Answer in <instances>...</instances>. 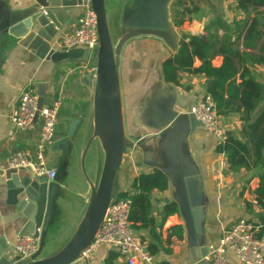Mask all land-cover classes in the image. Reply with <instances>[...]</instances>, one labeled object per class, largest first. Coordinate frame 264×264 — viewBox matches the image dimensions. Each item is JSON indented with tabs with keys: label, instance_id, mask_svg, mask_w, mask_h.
<instances>
[{
	"label": "crops",
	"instance_id": "0c3cea01",
	"mask_svg": "<svg viewBox=\"0 0 264 264\" xmlns=\"http://www.w3.org/2000/svg\"><path fill=\"white\" fill-rule=\"evenodd\" d=\"M32 1L3 0L1 4L14 13ZM159 1L104 0L112 43L115 44L125 31L124 24L154 25L143 22L146 19L157 23L154 19L158 17L156 4ZM195 1L198 6L194 7L193 0L195 9L180 20L176 18L175 0L164 1V17L168 18L166 22L175 36L174 48L158 37L141 35L124 42L118 55L123 132L129 142L123 149L117 169L118 184L120 191L135 194L137 190L131 187V183L140 174L158 170L166 177V189H154L150 193L149 221L142 225L136 223L132 228L142 250L159 264H187L190 248L194 254L193 247L209 249L210 245H216L223 230L239 219L260 225L259 215L264 218V210L255 201L254 191L259 181L257 169L229 170L226 154L215 149L228 133L242 139V109L228 108L227 112L218 114L223 131L221 137L210 134L202 125L191 126L190 107L206 94L207 79L203 74L183 70L179 72L178 83L174 84L165 81L162 74L163 62L176 52L179 41L197 35L201 27L207 35L216 33L218 40H236L237 49L246 51L251 58L245 63L239 62L240 70L247 67L264 85V64L254 62L258 56L264 55L259 51L261 40L244 48L243 32L238 31L244 22L247 27L254 15L252 8L242 11L236 7V0ZM83 5L66 4L53 9L55 23L49 31L50 40L20 44V40L8 36L1 39L0 252L12 250L13 253L23 223L10 190L26 177L32 181L43 179L26 169L5 166L14 150L34 148L40 126L39 119L26 131L18 132L11 126L8 116L21 89L30 87L36 91L39 105L60 100L58 130L45 149L44 160L47 166L57 171L61 197L54 202L52 223L46 236L40 238L39 248L32 257H50L64 247L85 213L91 189L81 168V157L87 143L84 169L89 148L94 144L96 150L93 178L86 175L92 183H96L99 177L104 152L99 139L94 136V94L83 79L91 72L88 68L91 61L85 63L72 58L80 54L82 47L66 51L56 45L58 38L75 26ZM141 9L146 11V19ZM257 10L264 11V6ZM211 21L215 23L209 25ZM66 52L70 55L67 56ZM201 61V58L193 57L192 66H199ZM221 62L222 55L215 53L212 65L218 67ZM236 80L240 81L238 77ZM232 103L237 104L236 101ZM9 170L15 172L14 181L6 176ZM73 187L75 189L71 191ZM68 193L79 198L77 213ZM169 205L173 210L165 213ZM207 255L205 259L209 261ZM225 257L231 264H241L230 249H226ZM71 264H126V261L114 249L99 246L88 259L75 260Z\"/></svg>",
	"mask_w": 264,
	"mask_h": 264
},
{
	"label": "water",
	"instance_id": "95a60500",
	"mask_svg": "<svg viewBox=\"0 0 264 264\" xmlns=\"http://www.w3.org/2000/svg\"><path fill=\"white\" fill-rule=\"evenodd\" d=\"M2 1L0 0V42L3 36L20 40V44H26V42L37 43L41 39L50 40L49 31L55 23L53 9L66 4L83 5L88 2L97 16L98 46L93 52L89 64L94 63L95 69L90 73L85 72L83 79L94 94V136L100 141L104 158L99 177L96 183H92L84 169L87 143L81 157V168L91 189L85 213L69 241L50 257L43 259L28 257L20 263H15L17 257L13 255L12 250L8 253L0 252V264H71L77 259L80 250L91 242L104 217L107 206L120 191L117 169L121 163L123 149L129 145L123 132L118 88L117 66L120 48L128 39L141 35L158 37L166 45L174 48L175 36L166 20L160 23L155 17L154 20L160 23L159 26L157 23H150L154 25L147 27L124 24L125 31L113 44L107 23L104 0H33L26 3L24 9L14 13L1 4ZM134 14L138 16L137 13ZM66 55L69 56L70 52H66ZM88 55V50L82 49L80 54L72 58L87 63ZM1 64L0 46V66ZM189 118L191 126L201 125L191 113ZM11 171L6 172V176L9 177L8 180L14 181L13 173L15 172L14 170L13 173ZM56 176L57 171L55 177L51 180L43 178L32 181L26 177L19 184L16 183L14 188L10 190L23 220L19 237L37 234L43 239L46 236L53 220L54 202L61 197ZM196 248L193 247L194 254L191 253V248L187 251L186 263L212 264L205 259L209 249Z\"/></svg>",
	"mask_w": 264,
	"mask_h": 264
},
{
	"label": "built area",
	"instance_id": "2783aa9c",
	"mask_svg": "<svg viewBox=\"0 0 264 264\" xmlns=\"http://www.w3.org/2000/svg\"><path fill=\"white\" fill-rule=\"evenodd\" d=\"M200 27L197 35H204ZM190 37V36H189ZM189 37L184 38L185 41ZM56 45L63 50L82 47L89 52L90 60L98 46L97 16L88 4H84L76 19L75 26L61 35ZM85 66V65H84ZM91 72L95 64L89 65ZM60 100L51 104L39 105V96L30 87L21 89L9 116V122L15 131L29 130L37 119L40 126L36 134L34 148L17 149L11 152L6 167L10 169H26L38 178L51 180L55 177L56 169L47 166L43 150L52 143L58 125ZM190 113L210 134L221 137L222 127L213 99L204 94L191 107ZM12 138V137H11ZM130 215V201L127 198L114 197L106 208L104 217L97 228L91 242L80 250L76 260L88 259L99 246L114 249L124 257L126 264H159L153 256L142 250L133 233ZM260 225L247 219H239L223 230L216 245H210L207 255L212 264H231L226 260L225 251L230 249L241 264H264V233L258 234ZM40 237L37 234L20 236L13 246L16 262L32 257L38 250Z\"/></svg>",
	"mask_w": 264,
	"mask_h": 264
},
{
	"label": "trees",
	"instance_id": "16d2710c",
	"mask_svg": "<svg viewBox=\"0 0 264 264\" xmlns=\"http://www.w3.org/2000/svg\"><path fill=\"white\" fill-rule=\"evenodd\" d=\"M193 0H175L176 18L183 19L193 10ZM264 6V0H236V7L246 11L251 7L254 15L245 28V22L238 28L243 32L242 46L251 47L254 42L261 40L260 50L264 52V11L257 10ZM218 21V20H215ZM211 21L209 25L214 24ZM229 30V29H227ZM235 41L218 40L216 33L191 36L186 42L179 41L178 49L162 64V74L165 81L177 84L180 71L200 73L208 81L206 93L214 101L218 114L230 109H242V139L228 133L223 140L216 145V151L226 154L229 170L239 169L254 170L258 172V186L255 189V201L257 206L264 210V85L260 83L248 70L243 67L240 70L239 62L245 63L250 58L246 51L240 52ZM219 45L217 48L216 46ZM215 53L222 55L220 66H213L211 60ZM201 58L199 66H192L193 57ZM255 63L264 64V55L258 56ZM249 62V63H254ZM240 81L237 82L236 78ZM232 101H236L234 106ZM167 180L164 174L158 170L151 173L140 174L133 179L131 187L137 190L135 194L119 191L116 198H127L130 201V215L132 228L136 223L146 224L149 221L151 209L150 193L152 190L163 191L166 189ZM173 210L172 206H166L165 213ZM260 229L258 234L264 233V218L259 215ZM258 220V221H259Z\"/></svg>",
	"mask_w": 264,
	"mask_h": 264
},
{
	"label": "rangeland",
	"instance_id": "374dc122",
	"mask_svg": "<svg viewBox=\"0 0 264 264\" xmlns=\"http://www.w3.org/2000/svg\"><path fill=\"white\" fill-rule=\"evenodd\" d=\"M164 1L165 0H160L157 4H156V13L158 14V17H157V19H158V21L160 22V23H163V22H165V20L167 21L168 20V18L167 19H165V3H164ZM194 3H195V5H194V7L196 8L197 6H198V4H197V1H195L194 0ZM194 8V9H195ZM141 11H142V14H143V17H144V19H146V16H147V14H146V11L145 10H142L141 9ZM161 12L163 13V14H161ZM107 18H109L108 17V15H107ZM150 21H151V19H146L145 21H143V22H145V23H147V24H150ZM157 21V25L159 26L160 25V23ZM59 122V121H58ZM57 130H58V126L56 127V132H57ZM46 149V148H45ZM45 149L43 150V155L45 156ZM95 145L93 144L90 148H89V150H88V152H87V155H86V159H85V171H86V174L88 175V177H90V178H93V174H94V166H95ZM78 173V172H77ZM73 174H74V171H73ZM79 176H80V174H79ZM70 178V175H69V177H68V179ZM73 186V185H72ZM69 188H70V186H69ZM75 188L73 187L72 189H71V191H73ZM68 199H70L71 201H72V203H73V205H72V207H74V212L76 211V213H77V211H78V208L79 207H77V201H78V197H75L74 195H73V193H68Z\"/></svg>",
	"mask_w": 264,
	"mask_h": 264
}]
</instances>
